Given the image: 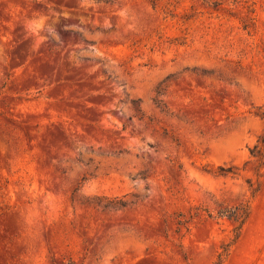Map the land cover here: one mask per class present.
I'll return each mask as SVG.
<instances>
[{"label": "rangeland", "instance_id": "1", "mask_svg": "<svg viewBox=\"0 0 264 264\" xmlns=\"http://www.w3.org/2000/svg\"><path fill=\"white\" fill-rule=\"evenodd\" d=\"M263 138L264 0H0V264H264Z\"/></svg>", "mask_w": 264, "mask_h": 264}, {"label": "trees", "instance_id": "2", "mask_svg": "<svg viewBox=\"0 0 264 264\" xmlns=\"http://www.w3.org/2000/svg\"><path fill=\"white\" fill-rule=\"evenodd\" d=\"M255 150L257 151V155L259 157V164L260 166H264V138L262 139V145L256 146ZM250 209L248 206L246 207H237L233 210L227 212V214H221L223 216L228 217V219L235 221L239 224L236 228V231H240L243 225L246 223L247 219L249 218ZM184 222L182 220L178 221V225H183Z\"/></svg>", "mask_w": 264, "mask_h": 264}]
</instances>
